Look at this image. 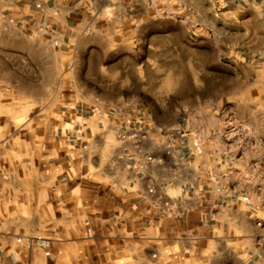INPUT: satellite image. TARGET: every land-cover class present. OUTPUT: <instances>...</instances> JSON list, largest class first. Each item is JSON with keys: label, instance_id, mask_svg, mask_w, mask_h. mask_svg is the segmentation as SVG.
Masks as SVG:
<instances>
[{"label": "crops", "instance_id": "0c3cea01", "mask_svg": "<svg viewBox=\"0 0 264 264\" xmlns=\"http://www.w3.org/2000/svg\"><path fill=\"white\" fill-rule=\"evenodd\" d=\"M114 4L0 0V54L23 63L34 49L51 53L55 42L96 56L183 48L167 29L149 37L138 27L116 31L128 19L113 15ZM225 5L229 16L264 19V0ZM92 61L107 93L129 87L115 73L122 67L110 76ZM177 68L183 85L184 66ZM97 96L92 114L70 115L69 136L47 148L33 174L0 173V264H264V168L257 153L229 148L215 107L183 119L178 108V123L167 125L123 96L122 106ZM204 115L214 116L206 127Z\"/></svg>", "mask_w": 264, "mask_h": 264}, {"label": "rangeland", "instance_id": "374dc122", "mask_svg": "<svg viewBox=\"0 0 264 264\" xmlns=\"http://www.w3.org/2000/svg\"><path fill=\"white\" fill-rule=\"evenodd\" d=\"M114 2L113 15L128 19L121 27L114 24L116 31L138 27L149 37L167 29L174 40L179 36L183 48L177 53L173 48L171 54H149L142 47L130 54L96 56L90 53L94 48L82 45L76 54L54 43L51 53L34 49L23 63L1 53L0 173L33 174L47 148L69 136L70 115L82 110L92 114L100 105L97 94L104 93L119 106L123 96L132 101V110H152L167 125L178 123V108L183 119L200 106L213 105L217 120L227 124L222 132L229 148L257 153L264 168V19L235 12L229 16L226 0H181V7L176 0ZM136 15L144 23H132ZM106 25L99 23L101 28ZM93 58L109 67L110 76L112 69L122 67L115 73L129 87H112L107 93L97 85L99 74L89 69ZM213 120V115H204L200 125Z\"/></svg>", "mask_w": 264, "mask_h": 264}, {"label": "built area", "instance_id": "2783aa9c", "mask_svg": "<svg viewBox=\"0 0 264 264\" xmlns=\"http://www.w3.org/2000/svg\"><path fill=\"white\" fill-rule=\"evenodd\" d=\"M57 44V42H55Z\"/></svg>", "mask_w": 264, "mask_h": 264}]
</instances>
